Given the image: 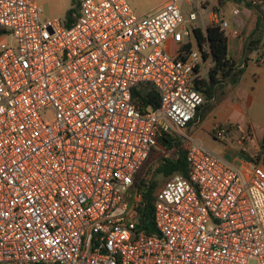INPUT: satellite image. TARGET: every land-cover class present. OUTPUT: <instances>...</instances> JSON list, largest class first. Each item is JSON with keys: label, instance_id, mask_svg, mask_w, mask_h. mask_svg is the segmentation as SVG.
Masks as SVG:
<instances>
[{"label": "built area", "instance_id": "1", "mask_svg": "<svg viewBox=\"0 0 264 264\" xmlns=\"http://www.w3.org/2000/svg\"><path fill=\"white\" fill-rule=\"evenodd\" d=\"M214 9L167 0L140 17L127 0H84L68 27L44 23L36 0H0V36L15 40L0 46V264H264V167H237L186 131L210 53L194 29L209 16L232 36ZM141 84L160 95L145 113ZM165 135L187 143L189 168L156 191L148 234L149 186L135 181Z\"/></svg>", "mask_w": 264, "mask_h": 264}, {"label": "crops", "instance_id": "2", "mask_svg": "<svg viewBox=\"0 0 264 264\" xmlns=\"http://www.w3.org/2000/svg\"><path fill=\"white\" fill-rule=\"evenodd\" d=\"M261 5V43L258 49L251 53H248L247 46L256 37L252 34L258 17L247 7V2L245 1L247 8L242 15H235L232 19L223 16L229 22L232 33L228 38L230 57L244 70V75L238 85L226 84L219 90L218 99L215 97L209 101L205 100V104L186 130L195 141L237 167L242 166L244 162H253L264 167V157L261 153L262 143L264 144V0ZM213 65L212 57L203 59L197 70L198 79L208 78ZM218 127L227 129L223 138L215 136ZM246 133H249L250 137L241 145L240 138ZM234 144L239 148H235L236 151L231 153L229 146Z\"/></svg>", "mask_w": 264, "mask_h": 264}, {"label": "trees", "instance_id": "3", "mask_svg": "<svg viewBox=\"0 0 264 264\" xmlns=\"http://www.w3.org/2000/svg\"><path fill=\"white\" fill-rule=\"evenodd\" d=\"M222 8H225L228 2L241 3L240 0H220ZM245 2V0L243 1ZM80 4L78 6V9ZM247 7L252 9L254 15L258 17L257 26L252 36L256 35L255 39L248 43V53L258 49L261 38V21H262V5L253 6L247 3ZM77 9V10H78ZM76 11H69L67 14L66 25L71 27L74 22V14ZM195 38L198 46L203 50L204 45H209L210 53H203V59L210 57L214 60V65L209 71L208 78H199L196 82V88L205 97L206 101L213 98L218 99L217 92L223 89L226 84L238 85L244 75V70L238 67V64L230 57L229 41L225 32L221 29L219 24H211L206 30L197 28L194 29ZM195 49L192 43L186 44L183 48L185 54H190ZM183 58V56H181ZM133 102L137 108L143 113L150 108H157L160 106V95L156 89L150 84H141L135 89L133 95ZM167 152H171L172 158H164L158 168L157 173L162 174L166 178L172 177L176 173L186 174L188 171V163L186 159L187 151L183 149V143L177 141L171 135H165L158 141V146ZM156 147V148H157ZM153 149L152 153L155 152ZM154 183L148 185L144 180H136L134 188L148 187L145 194L146 206L142 207L141 214L144 216L143 228L148 234H155V227L153 224V202L155 200Z\"/></svg>", "mask_w": 264, "mask_h": 264}, {"label": "rangeland", "instance_id": "4", "mask_svg": "<svg viewBox=\"0 0 264 264\" xmlns=\"http://www.w3.org/2000/svg\"><path fill=\"white\" fill-rule=\"evenodd\" d=\"M84 0H36V3L43 11L42 20L43 22H48L51 20H61L62 22L67 21V14L69 11H76L79 4ZM133 11L137 16H146L149 14L156 13L158 8L163 5L167 0H127ZM245 2L242 3H232L228 2L224 9H214L212 12L218 15L219 20L225 16L227 19H232L235 15H242V12H245L244 9ZM187 12H190L191 8L187 7L185 9ZM210 15V14H209ZM213 23V20L208 16V19L205 23H200V27L206 29V27ZM2 44H7L8 46L15 47V40L11 34L0 36V46ZM195 45V43H194ZM196 47V46H195ZM53 118V112L49 111L46 114V119L51 120ZM226 141V140H224ZM223 142V141H222ZM224 143V142H223ZM228 145V143H224ZM187 146L186 143H183V148ZM239 148L238 145L229 146V151L231 153L235 152ZM239 152V151H238ZM262 156L264 157V144L262 143L261 149ZM240 154L238 153V156ZM173 155L170 152L165 151L161 147H157L155 152L151 154L150 158L144 165L141 167L140 171L136 176V180H144L146 184L151 185L154 183V191H158L160 187L164 186L170 178H166L162 174L157 173V168L160 162L164 158H172ZM252 264H257L253 262Z\"/></svg>", "mask_w": 264, "mask_h": 264}, {"label": "water", "instance_id": "5", "mask_svg": "<svg viewBox=\"0 0 264 264\" xmlns=\"http://www.w3.org/2000/svg\"><path fill=\"white\" fill-rule=\"evenodd\" d=\"M244 0H240V2H243Z\"/></svg>", "mask_w": 264, "mask_h": 264}]
</instances>
